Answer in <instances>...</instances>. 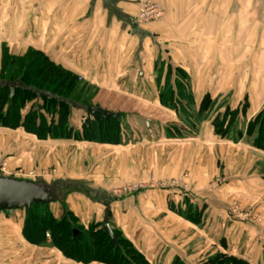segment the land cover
Returning <instances> with one entry per match:
<instances>
[{"label": "crops", "instance_id": "0c3cea01", "mask_svg": "<svg viewBox=\"0 0 264 264\" xmlns=\"http://www.w3.org/2000/svg\"><path fill=\"white\" fill-rule=\"evenodd\" d=\"M153 1L165 15L138 25V0H0V71L3 53L38 50L87 84L162 112L130 114L127 131L135 133L120 144L39 139L0 126V161L36 170L31 179L58 196L50 204L56 217L64 203L85 227L109 223L150 264H203L216 253L264 264V151L246 136L264 108V0ZM206 96L212 112H201ZM227 107L239 114L222 136L213 120ZM184 171L185 186L150 190L147 199L111 193ZM218 177L224 182L213 185ZM235 202L261 220L242 221L231 213ZM24 219V210H0V264H83L50 238L29 242Z\"/></svg>", "mask_w": 264, "mask_h": 264}, {"label": "trees", "instance_id": "16d2710c", "mask_svg": "<svg viewBox=\"0 0 264 264\" xmlns=\"http://www.w3.org/2000/svg\"><path fill=\"white\" fill-rule=\"evenodd\" d=\"M2 61L0 126L11 129L22 127L39 139H74L105 144L122 142L121 111L111 110L119 113L118 117L90 115L92 120L88 119L82 128H77L71 123L74 107L87 106L89 113V108L94 105L90 97L82 95L84 87L88 85L80 76L56 64L43 52L33 49L23 55L5 52ZM169 92L171 91L167 90L163 94L164 103L169 99ZM37 98L43 102L40 107L34 102ZM210 103L213 104L212 98L206 96L201 105V112H205ZM29 104L32 106L24 113ZM238 114V110H231L230 107L219 113L213 120L217 133L229 136L232 130L226 129L234 126ZM246 136L256 148L264 151V108L249 121ZM51 203L34 204L29 209H22L25 211L23 234L29 242L45 244L49 234L53 247L65 257L83 264H150L120 230L114 229L117 242H113L109 233L103 229L105 223L92 222L85 227L63 202L64 212L58 218L50 209ZM203 264L250 262L234 255L216 253L208 257Z\"/></svg>", "mask_w": 264, "mask_h": 264}, {"label": "rangeland", "instance_id": "374dc122", "mask_svg": "<svg viewBox=\"0 0 264 264\" xmlns=\"http://www.w3.org/2000/svg\"><path fill=\"white\" fill-rule=\"evenodd\" d=\"M165 15V14H164ZM157 21V20H156ZM154 22V21H153ZM152 23V22H150ZM148 24V23H147ZM88 86L84 87V92H83V96H88L90 97V101L95 105L100 103L101 106H103L104 108H110L112 110H117V111H123L124 113H122V117H121V140L122 142L124 141H130L131 139H133L134 133L135 132H130L128 133V128L130 124L129 121L130 119H128L130 114H134L135 116H142L144 117V119H146V115L149 114L151 111H153L154 113H156L157 115L162 113L161 111H159V109H157L152 103L149 104L148 102H140V101H133V100H124L122 99V97H119L118 95H114V94H110L107 93L103 90H101L99 87L87 84ZM213 101V100H212ZM38 106L40 107L42 106L43 102L41 101L40 98H37L36 101H34ZM169 107L172 109H176L174 102H169ZM32 106V104H29L27 106V108L24 110V113L29 111V108ZM87 106H81V107H74L72 109L71 112V123L73 125H75L77 128H82V125L88 121V119H91L90 114L87 111ZM214 110V101L213 104L210 103L207 105L205 112H212ZM157 111H159V113H157ZM171 127L176 128L177 124L175 121L172 122H168ZM236 124L237 122L234 124V126H229L226 130L230 131L232 129L236 128ZM235 127V128H234ZM239 131V129L235 130V134H237V132ZM5 161V160H4ZM10 169H12L10 167ZM22 169L24 171H28V172H34V174H38L36 170H28V169H24V168H15L12 170H19ZM261 170L264 173V164L261 166ZM41 175H50L52 173L55 172L54 170L51 169H43L41 171ZM187 180H189V174L188 171H184L181 173V175L179 177H174V178H170L168 180H155V179H151L149 181H140V182H136V183H130V184H126L123 186H117L111 189V193L113 196L116 197H125V196H132V195H137V194H141L144 196L145 199H147V194L150 190L153 189H168V188H172V187H181V186H185ZM224 182V178L223 177H218L214 180L213 185H219L221 183ZM142 185V186H141ZM124 188H128L127 190H125ZM130 188V189H129ZM121 190V191H119ZM25 212V211H24ZM231 213L236 214L242 221L245 222H256L261 220V216H258L252 209L247 208V209H243L241 210V208L239 207L238 203L235 202L233 204V207L231 209ZM48 238H50V236H47Z\"/></svg>", "mask_w": 264, "mask_h": 264}, {"label": "water", "instance_id": "95a60500", "mask_svg": "<svg viewBox=\"0 0 264 264\" xmlns=\"http://www.w3.org/2000/svg\"><path fill=\"white\" fill-rule=\"evenodd\" d=\"M89 113L92 117L98 114L104 117L120 116L119 113L99 104L92 105ZM57 197L54 188L44 181L5 176L0 173V210L29 209L34 204H49ZM103 229L109 233L113 242H117L114 229L109 223H105Z\"/></svg>", "mask_w": 264, "mask_h": 264}, {"label": "built area", "instance_id": "2783aa9c", "mask_svg": "<svg viewBox=\"0 0 264 264\" xmlns=\"http://www.w3.org/2000/svg\"><path fill=\"white\" fill-rule=\"evenodd\" d=\"M165 14L162 7L153 0H138V13L136 16V24H147L161 19ZM0 173L5 176H13L17 178H35L34 172L24 171L22 169L12 170L7 161H0ZM142 186V185H141ZM127 190L128 188H124ZM130 189V188H129ZM121 191V190H119ZM49 236V234H47Z\"/></svg>", "mask_w": 264, "mask_h": 264}]
</instances>
